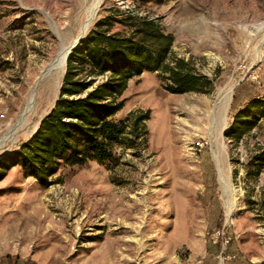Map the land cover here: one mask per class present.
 Masks as SVG:
<instances>
[{"label": "rangeland", "instance_id": "1", "mask_svg": "<svg viewBox=\"0 0 264 264\" xmlns=\"http://www.w3.org/2000/svg\"><path fill=\"white\" fill-rule=\"evenodd\" d=\"M90 2L0 0V140L60 44L78 38ZM127 16L171 35L170 58L211 89L173 95L164 76L142 73L114 117L148 112L135 149H117L107 166L62 167L46 186L18 168L5 171L0 264H191L222 252L264 264V166L255 163L264 119L237 142L225 135L234 115L264 96V0H101L83 36L105 17ZM119 31L129 27L113 22ZM63 76L40 82L0 161L33 137Z\"/></svg>", "mask_w": 264, "mask_h": 264}, {"label": "trees", "instance_id": "2", "mask_svg": "<svg viewBox=\"0 0 264 264\" xmlns=\"http://www.w3.org/2000/svg\"><path fill=\"white\" fill-rule=\"evenodd\" d=\"M113 22L129 31L111 32ZM172 41L153 21L132 16L99 20L68 56L59 97L33 137L0 161V178L18 168L46 186L62 167L107 166L117 149H135L145 135L148 112H132L120 121L114 117L124 106L128 82L142 73L164 76L165 90L173 95L208 92L210 80L182 59L170 58ZM263 119L264 96L251 99L225 135L237 142ZM255 163L263 168L264 149Z\"/></svg>", "mask_w": 264, "mask_h": 264}, {"label": "bare ground", "instance_id": "3", "mask_svg": "<svg viewBox=\"0 0 264 264\" xmlns=\"http://www.w3.org/2000/svg\"><path fill=\"white\" fill-rule=\"evenodd\" d=\"M101 5V0H91L88 7L85 10V19L80 27L79 35H84L89 29L90 25L97 16L99 7ZM55 28V27H54ZM76 39H74L69 45H71ZM69 45L60 44L59 50L56 55L41 69L32 89L30 92L29 99L26 106L21 112L20 116L17 118L13 126L7 131V133L1 138L0 146L4 145L6 141L12 137V135L17 131V129L24 123L26 116L32 111L34 99L37 94V87L43 79L48 78L50 84H54L60 80L62 77L65 65H66V48Z\"/></svg>", "mask_w": 264, "mask_h": 264}, {"label": "crops", "instance_id": "4", "mask_svg": "<svg viewBox=\"0 0 264 264\" xmlns=\"http://www.w3.org/2000/svg\"><path fill=\"white\" fill-rule=\"evenodd\" d=\"M229 253H231V252H229ZM234 257H236V259L234 258V259H232L229 262H225L220 256L207 257L205 259H200V260H198V261H196L194 263H191V264H253V261L247 262L246 260H243L244 257L240 258L237 255L235 256V254H234Z\"/></svg>", "mask_w": 264, "mask_h": 264}, {"label": "water", "instance_id": "5", "mask_svg": "<svg viewBox=\"0 0 264 264\" xmlns=\"http://www.w3.org/2000/svg\"><path fill=\"white\" fill-rule=\"evenodd\" d=\"M84 38V36L83 35H80L71 45H69L67 48H66V53H67V57H66V61H67V58H68V56L70 55V53H71V51L73 50V49H75V47L77 46V45H79V43H80V41L82 40ZM66 66V65H65ZM63 74H65V70H64V73Z\"/></svg>", "mask_w": 264, "mask_h": 264}, {"label": "built area", "instance_id": "6", "mask_svg": "<svg viewBox=\"0 0 264 264\" xmlns=\"http://www.w3.org/2000/svg\"><path fill=\"white\" fill-rule=\"evenodd\" d=\"M217 235H218V234H217ZM219 238H220V240L222 241V242H221V246H224V247H225V246L227 245L228 242H227L226 240L224 241L222 235H221ZM224 251H225V250H224ZM220 256H222L221 258H222L225 262H229V261H231L232 259L235 258L234 255H229V254H228V255H225V253H223V252L220 254Z\"/></svg>", "mask_w": 264, "mask_h": 264}]
</instances>
